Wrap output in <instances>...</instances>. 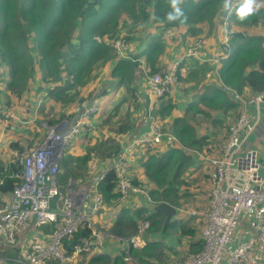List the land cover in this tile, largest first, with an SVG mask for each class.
<instances>
[{"label": "trees", "instance_id": "obj_1", "mask_svg": "<svg viewBox=\"0 0 264 264\" xmlns=\"http://www.w3.org/2000/svg\"><path fill=\"white\" fill-rule=\"evenodd\" d=\"M257 1L250 13L242 15L241 8L229 10L230 0H178L175 5L173 0H0V85L5 83L6 96L9 93L21 96L37 77L40 93L63 106L77 103L85 97L81 95V87L87 84L92 72L108 63L117 84L125 87V94L102 117L97 131L85 136L88 146L84 154L66 156L68 169L58 174L60 182L66 183L72 176L85 182L92 171L102 173L123 148L124 137L131 135L132 140L139 136L152 120L163 130H171L180 141L133 151L132 162L140 164V167L131 164L133 180L147 190L150 198L135 208L126 207L122 202L115 170L104 169L98 183L104 198L100 212L115 216L110 228L113 233L131 235L138 230L141 221L149 220V234L169 235L172 230L193 235L194 231L187 224L181 228L174 223L164 225V214L155 211L150 202L166 201L178 207L179 200L191 194L192 186L186 181L185 173L195 164L192 154L181 147L182 143L191 147L187 150L203 147L208 139L217 138L214 133L220 134L218 128L223 130L228 113L237 114L233 120L238 118L242 108L232 92L243 95L249 88L253 94L264 90V0ZM170 16L174 19H169ZM226 16L235 28L232 32L224 24ZM181 25L186 26L182 33L183 44L188 35H206L207 32V36L218 37L222 31L228 33L230 44L221 58L219 73L223 84L230 89L211 83L209 72L213 64L189 56L177 67L178 89L183 96L177 97L176 85L151 104L146 92L143 103L141 91L148 76L162 73L166 32L175 31ZM118 38L127 43L138 41L139 47L147 52L141 57L135 48L133 53L121 56L114 45ZM137 69L142 78L139 76L134 83ZM138 110L142 113L140 118ZM212 110L218 111L217 117H211L213 127L201 133L199 119L195 121L194 117L200 114L209 117ZM58 115L60 119L48 117L50 123L57 119L61 122L66 113ZM167 116H170L169 121ZM12 147L22 148L17 141ZM96 158L101 163L92 167L90 162ZM140 169L147 180L139 177ZM20 171L19 164L13 161L6 164L0 158V194L10 193L19 181L15 174ZM51 225L55 229L56 225ZM90 234V228L79 227L64 238V248L71 253L74 244L82 243ZM163 243L149 238L145 246L133 248L131 252L141 264H156L155 258L160 260L164 254ZM202 248L201 239H197L190 243L189 253ZM19 249L17 246L16 251L2 255L16 257ZM121 251L119 246V253L114 255L101 252L88 257L87 253H82L81 257L86 264H128ZM71 261L50 257L44 264H71ZM6 264H14V261Z\"/></svg>", "mask_w": 264, "mask_h": 264}, {"label": "built area", "instance_id": "obj_2", "mask_svg": "<svg viewBox=\"0 0 264 264\" xmlns=\"http://www.w3.org/2000/svg\"><path fill=\"white\" fill-rule=\"evenodd\" d=\"M248 0H234L233 7L245 6ZM258 4L253 0L252 6ZM230 44V36L225 33L222 46L225 51L216 60L225 56ZM117 53L127 55L130 43L120 38L114 42ZM203 40L198 39L186 51L184 57L201 58ZM180 59V60H181ZM179 62L170 66L163 73H153L149 80L153 90L159 94L168 91L176 80L175 73ZM227 90L230 87L224 85ZM264 90L249 99H242V112L236 121L226 128L227 136L216 144L215 149H194L193 151L208 160L209 164V208L205 214L204 223L200 230L203 248L190 254L182 264H251L252 255L256 248L264 254V166L259 160V148L255 145L258 136L264 137ZM251 105L255 110L250 111ZM98 108L97 101L88 103L87 99L76 106V114L66 119L58 127L49 129L46 139L39 145L26 152L15 150L13 162L21 164L22 172L15 174L19 181L6 194L0 205V249L16 242L17 236L24 232L35 221L36 225L55 224L56 230L52 235L37 238L33 247L21 249L19 256L13 260L19 264H44V261L54 255L61 261H71L82 253H92L97 247L113 236L120 244L125 261L141 264L131 253L133 248H141L145 240L142 233L150 227L149 220L140 222L138 234L125 236L103 229L96 220L104 205V198L98 190L99 180L103 174L93 181L92 189L72 178L62 184L57 178L59 163L63 159L66 145L75 134L89 124L90 115ZM136 142L158 148L164 144L174 145L178 138L164 132L155 120H152L149 130L135 138ZM118 176V190L122 200L131 194H144L145 188L134 184L131 173L129 155L123 154L114 165ZM89 197H91L89 199ZM178 208V207H177ZM180 212V209L178 208ZM192 213V212H191ZM245 219L248 225L259 232L256 237L242 235V240L231 248L238 231L240 220ZM79 226L91 229L88 239L76 243L71 253L64 248V238L73 234ZM141 235V236H140ZM257 241L260 246L257 247ZM0 256V264H6Z\"/></svg>", "mask_w": 264, "mask_h": 264}, {"label": "crops", "instance_id": "obj_3", "mask_svg": "<svg viewBox=\"0 0 264 264\" xmlns=\"http://www.w3.org/2000/svg\"><path fill=\"white\" fill-rule=\"evenodd\" d=\"M226 27H227V30L230 32H232L235 29L234 26L230 22H228V25H226ZM185 31H186V28H185ZM224 34H225V31L224 32L222 31L218 37L215 34H214L215 37H213V35L207 36V38L204 40V45L201 49V58H200V61L202 60L208 61L209 63L213 64V67L209 72V76L211 77V83H214V84L218 83L222 85L223 87H224V84L221 80L220 73H219L220 66H221V58L223 56L219 60H216V59L219 56H221L222 52L224 51V47L222 46ZM198 35L199 34L188 35L186 37V41H187L186 44H183L182 33L178 35L176 31L166 32L167 46L165 49V53L163 54V57H162L161 69L170 68V66L174 65L177 62L181 63V61L183 60L181 58L184 56V54L189 49V47H191L195 43V39L197 38ZM193 36L194 37L196 36V38H193ZM168 37H172L173 39L168 42ZM138 47H139L138 41L130 42L129 53L131 52L133 53L135 51L134 49L136 48L139 51L138 55L142 57V53L147 52V51L145 50L143 51V48H140V47L138 49ZM139 76H141L140 70L137 69L135 71V75L133 79L134 83L138 81ZM36 82L37 83L35 85L29 86L30 88L29 92H23L21 95L22 99L23 98L28 99L27 102H24V100H21V104H18V101H16L14 105L12 102V98H15V97L18 98V96H16L14 93H9L8 94L9 96H7L6 100L5 99L0 100V158H2L6 164H10L14 159L13 153L16 149L22 150V149H27V148H30L31 146L37 145L43 139L44 134L50 127L59 125L63 121H66V119L74 117L76 114V106L80 101L87 99L89 104H91V102L97 101L98 108L95 112H93L90 115L89 124L85 126V128L83 129L81 133L77 134L73 138L70 145L68 146V148L70 147V150L68 151V148L66 150V154L64 157V168L68 169L67 166L65 165L66 156L69 154L75 155V156L84 154L88 146L86 140L84 139L85 136L97 131L98 123L101 121L102 117L125 94V87L124 85L122 86V85L117 84V80L112 76L111 63H108L104 65L101 69H96L94 72H92L91 78L89 79L87 84L81 87V95L85 97L82 100L78 101L77 103H73L70 107H68V105L63 106L61 102L55 101L45 96V94L40 93L38 91L39 79L37 77H36ZM145 86L144 85L142 86L143 92L141 91L143 103H144L145 95L147 92L149 94V97H150L149 102L151 104L157 96L152 95L150 93L148 79H147V83ZM174 87H175L174 90H177L176 91L177 97H182L183 93L179 91L178 89L179 82L176 83ZM231 95L234 97L235 100L239 102V99L242 101L244 97L252 96L253 91L251 90V88L246 89L243 92V96L240 98H238L234 93H231ZM92 96L94 97L90 98ZM4 102L5 103L9 102V104L6 106ZM262 106H263L262 111L264 114V104H262ZM240 107H241V103H240ZM255 108H256L255 105H251L249 110L253 111L255 110ZM6 111L7 113L5 114ZM60 112L66 113V116L61 118V120L62 119L63 120L58 123L57 120L60 119L58 114ZM138 114H139L138 115L139 118L142 117L141 110H138ZM172 115L173 113H171V116ZM48 117H51V119H56V118L58 119L56 120V122L50 123ZM167 117H168L167 120L169 121L170 116H167ZM149 124L150 123L148 122L147 125H145L146 128L142 132L147 131L149 129ZM43 127H45V129H43ZM38 128L40 132H38L37 130ZM165 132L173 134L171 130H165ZM136 137L130 140V138H132L131 135H126L124 137L126 141L123 145V148L125 146H129V159H130L131 164L133 163V164H136L137 167H140V164L137 161L135 162L133 160L132 162L130 158L133 151H136L140 147H143L142 144L140 145L135 144L133 146H130L132 141ZM211 139L212 138L208 139V143L211 141ZM15 141L19 142L22 148L20 147L13 148L12 143ZM217 144L218 143L213 144L211 145V147L215 149ZM255 145H257L259 148V160L260 162L263 161V164H264V137L260 139V137L258 136V138H256L255 140ZM145 146L149 147L148 145H145ZM188 153L192 154V157L195 159V164L192 166L191 172L194 173L195 176H197L198 174H200L199 171H201V174L205 175V177L208 178L207 183H209L208 160L197 155L195 152H188ZM97 159L99 160V158ZM100 163H101V160L97 162V164H100ZM112 163H113V158L109 161V163L104 169L106 170L110 168L112 166ZM104 169H103V172L105 171ZM103 172L100 174H97L96 177L98 175L100 176L101 174H103ZM131 173H132V169H131ZM138 175L139 177H142L144 180L146 179L144 178V175L141 169L138 171ZM133 176L134 175L132 174V177ZM73 178L76 181H79L80 183L87 185L89 189H92L93 181L95 179L94 177L93 181L83 182L80 178H75V177ZM204 181L205 180H203L202 182ZM61 183L64 185L66 184L63 182ZM141 187L144 189L143 186ZM208 188L209 186L207 184V195L202 196L199 194L200 190L192 186L191 194L189 195V199H190L189 205L193 206V203H194L193 207H195V209L189 212L185 210V208H181L178 206V208L180 209V213H178V215L175 216L174 219L172 218L170 222V223L176 224L177 227L180 226V228L184 224H187L194 231L193 235L190 233H184L183 235L180 233V231H170L171 233L169 235L165 234L162 236L161 234L160 235L149 234L148 232L149 229L145 230V232L147 231L148 235L146 238L144 237L146 241L143 246L147 244V241L149 238L160 239L164 242L163 243L164 254L162 255V258L160 260L155 258L156 264H182L184 259L190 254L189 245L192 241L200 239V236H199L200 230L204 223L205 214L209 208ZM144 190L146 193L144 194L133 193L131 194L132 196L130 195L128 199L122 200V202L126 204L125 205L126 207L128 205V206H131L132 208H135L141 203V201L144 202V199L150 200L147 190L146 189ZM4 196H7L6 193L4 194ZM3 203L4 202H2L1 204ZM153 205L154 203L150 202V206H153ZM189 214H193V216H189ZM104 218L105 219L107 218L108 220L111 219L110 221H113V223L115 222L114 215L110 214V216H106L104 213L102 214V212L99 211V214L96 217V220L98 221V223H99V220H102V222H108V220H105ZM164 220H165V217H164ZM53 230L54 229L51 224H44V225L37 226L35 221H33L32 224L28 227V229L21 235L19 243L17 245L13 247L4 245L1 247L0 252L3 251L7 253V252H10L11 250L16 251L15 249L17 248V246L20 247V251L22 248H24L23 249L24 251L25 249L29 247L28 241H30L32 237L44 238L46 236L44 239H47V237H49L54 232ZM245 233H246V237H251V236L256 237L259 235L258 231H255L253 228H251L248 225L247 221L241 218L240 225H239L238 231H236L235 238L232 242L231 248H235L240 243V241L242 240V235ZM258 246H260L259 241H257V247ZM101 252H106L111 255L119 253L118 246L113 247V245L109 244L108 242H104L101 246L97 247L92 253L95 254V253H101ZM20 253H22V251L18 252L16 256H18ZM92 253H90L89 256L92 255ZM13 254H16V252H13ZM0 256H2L3 259L6 258V263H8V261L13 260V258L10 256H3L2 254H0ZM80 258H81V255H79L76 260L71 261V264H77ZM252 258H253V261L251 264H264V254L261 253L259 248H256V250L254 251L252 255ZM80 264H86V263H80ZM128 264H136V263L128 262ZM223 264H230V263L224 262Z\"/></svg>", "mask_w": 264, "mask_h": 264}, {"label": "rangeland", "instance_id": "obj_4", "mask_svg": "<svg viewBox=\"0 0 264 264\" xmlns=\"http://www.w3.org/2000/svg\"><path fill=\"white\" fill-rule=\"evenodd\" d=\"M260 4V3H259ZM246 27V26H245ZM185 28H186V26H183V25H181V26H179L175 31H176V33H178V35H180L181 33H183L184 31H185ZM206 33V35L205 34H199L198 36H197V38H196V36L194 37L193 36V38H196L195 39V42L198 40V39H202L203 40V45H204V40L207 38V35H208V33L207 32H205ZM201 35V36H200ZM173 38L172 37H168V42L169 41H171ZM37 82L34 80V81H32L31 82V84L30 85H35ZM6 90H7V88H6ZM30 91V88L28 87V89L26 90V92H29ZM5 83L4 82H1V85H0V100H6V98H7V96L5 95ZM21 100H24V102H27V98H23L22 99V97L21 96H19L18 98H12V102H13V104L15 105V103H16V101H18V104H21ZM74 103V102H73ZM73 103H71L70 105H68V107H70ZM14 107V106H13ZM211 113H212V115L211 116H209V117H206V115L205 114H200L199 116H197V117H194V119H195V121H197L198 119H199V121H197V122H199L200 123V131H201V133H204V132H206V131H208L210 128H212L213 127V125H212V123H211V120H212V118L211 117H217V115H216V113H218V111H216V110H212L211 111ZM53 114H55V113H53ZM235 115H237V114H235V113H232V112H230V113H228V115H227V119H226V125L223 127V130H222V128H218V131L220 132V134H217V133H214V135L217 137L216 139H214V138H212L211 140H215V141H219V142H221L223 139H224V136H226V132L224 131L225 130V128L227 127V125H228V123L229 122H232V121H235V120H233L234 119V116ZM237 118V117H236ZM100 123V122H99ZM99 123H98V126H99ZM205 124V125H204ZM43 129H45V127H43ZM38 130V132H40L39 131V128L37 129ZM165 131V130H164ZM45 135V134H44ZM104 136H106L105 134H104ZM103 136V137H104ZM44 137V136H43ZM212 142H214V141H212ZM182 143V142H181ZM207 144H209V143H207ZM206 144V145H207ZM206 145H204L203 147H200V148H197V149H204L205 148V146ZM34 146H36V145H34ZM34 146H31L30 148H32V147H34ZM143 147H146L145 145H143ZM181 147L183 148V149H185L186 151H189V150H187L186 148H191V147H186L183 143H182V145H181ZM70 150V147L68 148V151ZM99 160L96 158V159H93V161L92 162H90V165L92 166V167H95L96 166V164H97V162H98ZM262 162V165L264 166V164H263V161H261ZM95 171L96 170H94V171H92L91 172V176H89V178L86 180V182H89V181H93V178L95 177L96 178V175L98 174H94L95 173ZM192 170L189 168V169H187L186 170V173H185V179H186V181L189 183V184H191V186H194V187H196V188H198L199 190H200V195H202V196H206L207 195V184H208V186H209V183H207V181H208V178L207 177H205V175H203V174H201V171H199L200 172V174H198L197 176H195L194 175V173H192L191 172ZM193 174V175H192ZM99 176V175H98ZM144 178H146L145 177V175H144ZM207 179V180H206ZM147 180V179H146ZM203 180H205L204 182H202ZM4 198H6V196H4V194H0V204L2 203V200L4 199ZM91 197H89V199H90ZM181 203H180V205H179V207H181V208H185V210H187V211H193L194 209H195V207H193L194 206V203H193V206H190L189 205V203H190V199H189V195H187V196H185V197H183L181 200H179ZM103 214V213H102ZM101 216H103V215H101ZM101 216H99V217H101ZM189 216H193V214H189ZM105 219V218H104ZM105 220H108L107 218L105 219ZM111 220V219H110ZM110 220H108V222H102V220H99V223H100V225H102L101 227L103 228V229H107V230H109L110 232H112L111 231V226H112V224H113V221H110ZM189 227V226H188ZM27 230V229H26ZM25 230V231H26ZM54 231V230H53ZM172 231V230H171ZM113 233V232H112ZM132 235V234H131ZM134 235V234H133ZM147 235H148V233H147V231L143 234V237H147ZM126 236H129V235H126ZM106 242H108L109 244H111V245H113V247L115 246H118V248H119V246L120 245H118V242L119 241H117L115 238H113V236H110L109 237V239L106 241ZM28 243H30V241H28ZM160 248H161V245H160ZM17 249V248H16ZM3 252V251H2ZM2 252H0V254H2ZM18 252H21L20 251V249L18 250ZM132 254V253H131ZM21 255V253L19 254V256ZM88 256H89V254H88ZM138 259V258H137ZM4 261V263H6V260H3ZM85 261V259L84 258H80L79 259V261L77 262V264H80V263H85L84 262ZM127 262H134V261H127ZM75 263H76V261H75ZM14 264H16L15 263V261H14Z\"/></svg>", "mask_w": 264, "mask_h": 264}, {"label": "bare ground", "instance_id": "obj_5", "mask_svg": "<svg viewBox=\"0 0 264 264\" xmlns=\"http://www.w3.org/2000/svg\"><path fill=\"white\" fill-rule=\"evenodd\" d=\"M233 1L234 0H230V2H229V10L231 11V10H234V9H237V8H244V6L243 5H240V6H237V7H233L232 6V3H233ZM229 19H228V16H226V19L224 20V23H225V25H228V21ZM232 29V28H231ZM224 47V51H225V46H223ZM223 51V52H224ZM171 68V67H170ZM170 68H163L161 71H162V73L164 72V71H167V70H169ZM149 77L150 76H148V80H149ZM175 77H176V80H175V82L173 83V84H171L170 85V87H169V90L168 91H164L163 93H161V94H159V93H157V92H155L154 90H153V88H152V86H151V83H150V80H149V91H150V93L152 94V95H155V96H161V95H164V94H166V93H169L171 90H172V87L176 84V83H178V75H177V71H176V73H175ZM230 89V88H229ZM228 89V90H229ZM263 91V90H262ZM262 91H260V92H262ZM260 92H258V93H260ZM232 93H234L238 98H240V97H242L243 95H240V94H238V93H236V92H232ZM257 93H254L252 96H254V95H256ZM252 96H250V97H252ZM250 97H244L243 99H249ZM239 102L241 103L242 101L239 99ZM242 112V110L240 111V113ZM239 113V114H240ZM67 121V120H66ZM236 121V120H235ZM152 123V121L150 122V124ZM61 124V123H60ZM59 124V125H60ZM150 124H149V128H150ZM53 127H58V125H55V126H52V127H50V128H53ZM49 128V129H50ZM49 129L46 131V133H45V135H44V137H43V139L40 141V143H38L36 146H34V147H32V148H27V149H17V150H19L20 152H26V153H29V151L30 150H32V149H34V148H37V147H39V145L46 139V136H47V134H48V132H49ZM149 130V129H148ZM83 130H81L80 132H78L77 134H79V133H81ZM164 131V130H163ZM165 132V131H164ZM144 133V132H143ZM77 134H75L74 136H73V138L77 135ZM142 134V133H141ZM140 134V135H141ZM174 135V134H173ZM226 136H227V134H226ZM138 137V136H137ZM73 138L69 141V143L66 145V147H65V151H64V155H63V159H62V161L59 163L60 165H59V167H60V169H59V171H58V173H57V178H58V174L64 169V157H65V154H66V150H67V148H68V146L70 145V143H71V141L73 140ZM140 145V144H142V143H138V142H136L135 141V139L132 141V143H131V145L130 146H133V145ZM142 145H145V144H142ZM208 145V144H207ZM207 148H209V149H213L212 147H211V145H209V146H207ZM190 151H193L194 149H189ZM127 154V156L129 155V146H125L122 150H120V152L118 153V154H116L114 157H113V163H112V166H111V168L112 169H114V165H115V162L117 161V159L119 158V157H121L123 154ZM19 165L21 166V164L19 163ZM115 170V169H114ZM20 172H22V166H21V171ZM72 178V177H71ZM70 179V178H69ZM72 179H74V178H72ZM75 180V179H74ZM134 182V181H133ZM135 184V183H134ZM137 185V184H136ZM139 186V185H138ZM141 187V186H140ZM143 189V188H142ZM32 224V223H31ZM30 224V225H31ZM48 224H53V223H48ZM140 225V224H139ZM139 225H138V228H139ZM38 226V225H37ZM57 227V226H56ZM56 227H55V229H54V231L56 230ZM79 227H83V226H79ZM78 227V228H79ZM85 227V226H84ZM28 229V228H27ZM25 232V231H24ZM24 232H22L21 234H19L18 236H17V239H16V242L15 243H13V244H10V247H13V246H15V245H17L18 243H19V240H20V237H21V235L24 233ZM54 233V232H53ZM52 233V234H53ZM51 234V235H52ZM133 234H138V230L135 232V233H133ZM132 234V235H133ZM143 234H144V232L142 233V238L145 240V238L143 237ZM46 235H48V234H46ZM129 236H131V235H129ZM46 237V236H45ZM44 237V238H45ZM35 239H37L36 237H32L31 239H30V243H29V249L31 250L32 249V247H33V242L35 241ZM146 241V240H145ZM198 252V251H197ZM193 253H196V252H193ZM88 254H90V253H88ZM190 254H192V253H190ZM189 254V255H190ZM81 255V254H80ZM188 255V256H189ZM187 256V257H188ZM50 257H55V258H58V257H56V256H54V255H52V256H50ZM49 257V258H50ZM187 257L184 259V261L187 259ZM48 259V258H47ZM46 259V260H47ZM59 259V258H58ZM77 258H75L74 260H76ZM60 260V259H59ZM73 260V261H74ZM61 261V260H60ZM183 261V262H184ZM62 262H64V261H62Z\"/></svg>", "mask_w": 264, "mask_h": 264}, {"label": "water", "instance_id": "obj_6", "mask_svg": "<svg viewBox=\"0 0 264 264\" xmlns=\"http://www.w3.org/2000/svg\"><path fill=\"white\" fill-rule=\"evenodd\" d=\"M154 210L165 215L164 224L167 225L171 222L172 218L178 215V208L166 201L155 203L153 206Z\"/></svg>", "mask_w": 264, "mask_h": 264}, {"label": "clouds", "instance_id": "obj_7", "mask_svg": "<svg viewBox=\"0 0 264 264\" xmlns=\"http://www.w3.org/2000/svg\"><path fill=\"white\" fill-rule=\"evenodd\" d=\"M176 3H178V0H173V4L175 5ZM253 3V0H248V3H246L245 4V6H244V8H242L240 11H241V14L243 15V14H246V13H250L251 11H252V7H251V4ZM169 19H174V17H172V16H170L169 17ZM128 54H130L129 53V51H128ZM127 54V55H128ZM227 130V129H226ZM226 130H225V132H226ZM213 140H211L210 141V143L209 144H212L213 142H212ZM177 143H180V141H179V139H178V142ZM208 144V145H209ZM207 146V145H206ZM195 149V148H194ZM200 150V149H199ZM187 152H194V151H187ZM180 213V212H179Z\"/></svg>", "mask_w": 264, "mask_h": 264}]
</instances>
